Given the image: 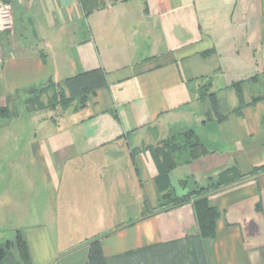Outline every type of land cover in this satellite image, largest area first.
I'll list each match as a JSON object with an SVG mask.
<instances>
[{"label":"crops","instance_id":"obj_1","mask_svg":"<svg viewBox=\"0 0 264 264\" xmlns=\"http://www.w3.org/2000/svg\"><path fill=\"white\" fill-rule=\"evenodd\" d=\"M8 1L0 264H264V0Z\"/></svg>","mask_w":264,"mask_h":264},{"label":"trees","instance_id":"obj_2","mask_svg":"<svg viewBox=\"0 0 264 264\" xmlns=\"http://www.w3.org/2000/svg\"><path fill=\"white\" fill-rule=\"evenodd\" d=\"M209 96L212 99V94H210ZM0 115L7 117L9 115L7 108H0ZM173 149H179L178 145L175 144ZM194 150L195 149H193V156H196ZM160 171L161 169H159V176L163 175L165 178L166 175L163 173V171ZM193 206L195 209L200 234L203 237H212L215 231L214 220L215 216L217 215L216 211L214 210V208L209 206L205 195L197 196L194 199ZM16 248L23 260H26L27 248L24 238L21 235L16 236ZM86 264H104L98 240H93L89 243V251Z\"/></svg>","mask_w":264,"mask_h":264},{"label":"built area","instance_id":"obj_3","mask_svg":"<svg viewBox=\"0 0 264 264\" xmlns=\"http://www.w3.org/2000/svg\"><path fill=\"white\" fill-rule=\"evenodd\" d=\"M12 28V5L8 0H0V32Z\"/></svg>","mask_w":264,"mask_h":264}]
</instances>
